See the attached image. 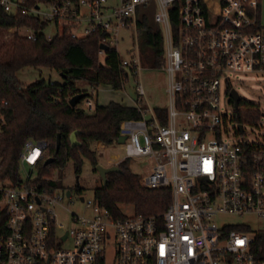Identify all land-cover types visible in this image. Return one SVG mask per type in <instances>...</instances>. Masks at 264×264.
<instances>
[{
  "label": "built area",
  "instance_id": "2783aa9c",
  "mask_svg": "<svg viewBox=\"0 0 264 264\" xmlns=\"http://www.w3.org/2000/svg\"><path fill=\"white\" fill-rule=\"evenodd\" d=\"M152 3L164 38L168 107L134 106L140 118L120 123L117 140L124 142L115 144L122 155L113 164L152 162L139 184L170 190V205L158 216L114 220L96 201L80 198L90 215L70 214V228L59 234L56 209L71 198L70 190L47 188L58 178L31 179L46 144L29 142L20 166L30 172L16 183L0 181V264H105L112 234L115 264H264L254 245L264 233V146L231 140L243 134V125L229 131L227 115L219 110L222 85L233 106L230 74L264 75L259 0H78L31 9L0 0L7 13L66 22L71 38L105 33L103 44L110 46L119 31H137V10ZM174 9L176 31L170 23ZM19 36L35 40L28 30ZM121 67L133 76L139 58L121 61ZM136 90L144 95L141 85ZM84 103L92 110L91 101ZM245 216L259 225L224 220ZM67 242L71 247L63 248Z\"/></svg>",
  "mask_w": 264,
  "mask_h": 264
},
{
  "label": "trees",
  "instance_id": "16d2710c",
  "mask_svg": "<svg viewBox=\"0 0 264 264\" xmlns=\"http://www.w3.org/2000/svg\"><path fill=\"white\" fill-rule=\"evenodd\" d=\"M24 8L31 9L40 5L64 3L77 5L78 0H16ZM175 10V9H174ZM137 34L143 38L145 48L150 50L148 59L151 68L162 69L164 65V38L157 26L150 27L147 18L137 10ZM170 23L177 29L176 10L171 13ZM48 22L36 17L14 15L0 6V181L16 183L19 174L20 155L29 142L46 144L42 158L33 169L38 171V180L49 178L54 170H62L72 162L76 176L80 175L83 160L86 159L93 170L98 165L94 144L110 147L115 144L119 125L124 120L139 119L140 114L133 107L117 102L107 105H94L92 111L81 107L83 102L92 101L94 92H88L98 86L110 87L113 91L123 88L128 77L121 67L116 48L103 44L106 34L96 32L82 38H71L70 27L64 26L60 34L47 39L45 30ZM16 29L10 38H3V33ZM22 30L30 31L35 40L19 36ZM100 45L107 46L103 51L104 60L100 61ZM24 68L48 69L59 74L60 84L38 80L28 86L18 82L16 75ZM83 84L84 88H79ZM78 94L84 98L71 107L69 101ZM239 108L251 109L235 113V121L240 125L257 123L259 111L252 103L239 101ZM76 131L77 145L71 147L69 137ZM59 136V147L56 148ZM48 159L52 164L45 165ZM128 161L118 165L120 173H108L105 185L94 190L95 201L101 209L107 211L114 220H123L119 205H131L135 216H158L171 203L168 189H146L139 184V177L128 169ZM32 171V170H31ZM51 190L61 189V181L46 183ZM75 191L80 192L79 186ZM255 248L264 257V233L255 240Z\"/></svg>",
  "mask_w": 264,
  "mask_h": 264
},
{
  "label": "rangeland",
  "instance_id": "374dc122",
  "mask_svg": "<svg viewBox=\"0 0 264 264\" xmlns=\"http://www.w3.org/2000/svg\"><path fill=\"white\" fill-rule=\"evenodd\" d=\"M8 2H15L16 0H5ZM115 0H109L110 4L114 3ZM46 11L49 12L51 9L47 6ZM139 13L147 18L150 27L156 28L159 26L155 20L156 7L154 3L140 7ZM259 11H260V22L262 28H264V0H259ZM66 22H57L56 24L51 23L50 26L45 30L47 37H53L55 34H60L62 28ZM70 26H68L69 28ZM14 32L3 33V38H10ZM143 38L138 36L137 31L135 32L132 28L131 30H121L117 34V41L113 44L116 48L117 54L120 61L130 62L136 57L139 58L140 70L135 75H128L124 86L119 91H113L107 86H98L94 89L90 87H85L88 92L93 91L94 96L91 101L92 110L94 105L99 106L107 105L110 102H117L124 106L133 107L139 105L143 108L148 109H165L168 107V95L166 94L167 86V75L162 69H153L150 66L148 59L150 58V50L142 46ZM100 61L103 62L104 56L99 55ZM18 82L23 86H28L38 80L52 81L54 83L60 84L62 82L59 74L48 69H33L24 68L19 71L16 75ZM229 81L227 82L228 87L232 88L238 94L240 100L252 103L254 107L259 111L260 118L257 123H249L243 125V134L238 138H231L234 141H247L249 143H255L264 146V75L255 74H230L228 76ZM141 85L144 95L139 96L137 93V87ZM79 88H84L83 84H78ZM229 98L225 91L224 85L221 86L220 92V106L219 110L221 114H226L228 118L227 127L229 131H233L237 122L235 121V111L233 106L229 103ZM87 111L86 104L83 102L81 107ZM251 109L239 108L238 111L246 112ZM1 120V117H0ZM91 149L95 152L97 163L101 167L109 168L115 166L113 162L116 158L121 157V152L116 144L110 147L103 146L102 144H94ZM149 164V166H148ZM153 163H148L146 160L141 158L130 159L128 161L129 171L138 176L139 178L148 175L151 172ZM30 172L29 167H22L19 170L21 178L26 177V173ZM76 175L73 171L72 162H68L62 170L56 169L53 175L49 178H58L61 181L62 188L71 191V198L64 199L63 207H58L56 209V225L57 233L63 234L67 229L70 228V214H75L77 216H89L91 211L85 208V204L80 202V198L88 201H95L94 190L100 186L101 180L96 171L93 170L90 163L84 159L81 168V173L78 175V185L81 189L80 192L75 191L76 185ZM38 171L32 169L31 179H38ZM65 191V190H63ZM121 213L126 217H133L134 209L131 205H119ZM224 220L229 222L250 224L252 227L258 226L259 222L253 217H227ZM114 237L112 234V242L109 246L105 247L104 258L105 264H115V245L113 244ZM63 248H70V242L62 243Z\"/></svg>",
  "mask_w": 264,
  "mask_h": 264
},
{
  "label": "water",
  "instance_id": "95a60500",
  "mask_svg": "<svg viewBox=\"0 0 264 264\" xmlns=\"http://www.w3.org/2000/svg\"><path fill=\"white\" fill-rule=\"evenodd\" d=\"M99 49L101 51H105L107 49V46L100 45ZM84 96H85L84 94H78V95L74 96L73 98L70 99L69 105L71 107H75L84 98ZM229 97H230V99L233 102L234 109L237 110L240 98H239L238 94L236 93V91L234 89H232L229 92ZM238 129L241 130V127L239 126ZM76 134H77V132L74 131V132L71 133V135L69 137L71 147H74V146L77 145ZM123 142H124V138L123 137L118 138L117 144H122ZM58 147H59V136L57 137V144H56V148L57 149H58ZM52 162H53V159H48L46 161L45 165H50V164H52ZM95 171L99 175V178H100V180H101L103 185H105V183H106V175L108 173H120L121 172L120 169L118 168V166L105 168V167H101L99 165H97L95 167ZM75 186H77V187L79 186L78 185V176L76 177V185ZM70 194H71L70 191L66 192V196L67 197L70 196ZM65 238H66V236L63 237V239H65Z\"/></svg>",
  "mask_w": 264,
  "mask_h": 264
}]
</instances>
